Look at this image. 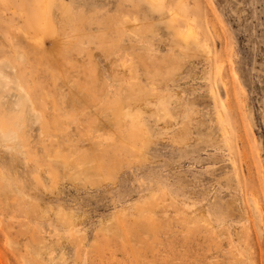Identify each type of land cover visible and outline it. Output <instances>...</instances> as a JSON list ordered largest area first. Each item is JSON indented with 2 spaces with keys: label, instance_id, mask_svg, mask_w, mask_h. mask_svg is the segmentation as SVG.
Listing matches in <instances>:
<instances>
[{
  "label": "rangeland",
  "instance_id": "rangeland-1",
  "mask_svg": "<svg viewBox=\"0 0 264 264\" xmlns=\"http://www.w3.org/2000/svg\"><path fill=\"white\" fill-rule=\"evenodd\" d=\"M0 264H264V0H0Z\"/></svg>",
  "mask_w": 264,
  "mask_h": 264
},
{
  "label": "bare ground",
  "instance_id": "bare-ground-1",
  "mask_svg": "<svg viewBox=\"0 0 264 264\" xmlns=\"http://www.w3.org/2000/svg\"><path fill=\"white\" fill-rule=\"evenodd\" d=\"M133 23H134V22H133ZM188 33L191 34L192 32L188 31ZM194 34H195V33H194ZM192 35H193V33H192ZM192 39H194V38H192ZM219 71H220V70H219Z\"/></svg>",
  "mask_w": 264,
  "mask_h": 264
}]
</instances>
